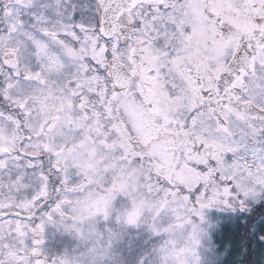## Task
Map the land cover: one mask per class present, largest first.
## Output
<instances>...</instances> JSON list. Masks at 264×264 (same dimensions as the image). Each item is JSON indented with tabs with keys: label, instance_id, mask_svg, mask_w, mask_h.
Here are the masks:
<instances>
[{
	"label": "snow or ice",
	"instance_id": "6c2138e0",
	"mask_svg": "<svg viewBox=\"0 0 264 264\" xmlns=\"http://www.w3.org/2000/svg\"><path fill=\"white\" fill-rule=\"evenodd\" d=\"M85 193L169 247L264 194V0H0V264Z\"/></svg>",
	"mask_w": 264,
	"mask_h": 264
},
{
	"label": "clouds",
	"instance_id": "9594fccd",
	"mask_svg": "<svg viewBox=\"0 0 264 264\" xmlns=\"http://www.w3.org/2000/svg\"><path fill=\"white\" fill-rule=\"evenodd\" d=\"M89 199V194L85 193L80 198V203L74 202L68 206L63 216H57L51 222L73 235L78 243L72 250L50 256L57 260V264L61 261L63 264H122L117 243L128 226L119 223L116 227H101L102 218L93 216L88 211L92 206ZM127 211L116 209L121 220L126 217ZM203 233L204 229L198 222L194 228L189 227L184 232L172 234L168 238L171 247L158 241L140 260L148 259L149 264H198V247ZM194 240H198L199 244H194Z\"/></svg>",
	"mask_w": 264,
	"mask_h": 264
},
{
	"label": "rangeland",
	"instance_id": "374dc122",
	"mask_svg": "<svg viewBox=\"0 0 264 264\" xmlns=\"http://www.w3.org/2000/svg\"><path fill=\"white\" fill-rule=\"evenodd\" d=\"M119 199V198H118ZM264 202V194L255 198H249L247 203ZM244 208H228L224 206L210 207L203 210L204 220L201 221V227L204 233L198 247V264H223L229 253H232L233 244L224 243L219 240V231L221 227L234 225L240 215L235 211ZM58 219V218H57ZM101 227H116L114 220L101 221ZM255 235L260 239L259 250L255 264H264V217L256 224ZM45 244L42 251L47 254H61L72 250L78 243L73 235L68 234L62 227L55 223H47L44 231ZM159 237L150 233L145 226L139 228L127 227L123 230L117 243V252L122 260V264H137L138 259L147 253L151 247L159 241ZM30 243V241H29ZM231 256V255H230ZM231 258L230 262H232Z\"/></svg>",
	"mask_w": 264,
	"mask_h": 264
},
{
	"label": "trees",
	"instance_id": "16d2710c",
	"mask_svg": "<svg viewBox=\"0 0 264 264\" xmlns=\"http://www.w3.org/2000/svg\"><path fill=\"white\" fill-rule=\"evenodd\" d=\"M235 211L240 218L232 226L228 224L221 227L218 233L222 245L233 244L232 253L228 254L226 263L223 264H255L260 244V239L255 235V228L257 222L264 217V202L244 210L237 208Z\"/></svg>",
	"mask_w": 264,
	"mask_h": 264
},
{
	"label": "flooded vegetation",
	"instance_id": "af4514ba",
	"mask_svg": "<svg viewBox=\"0 0 264 264\" xmlns=\"http://www.w3.org/2000/svg\"><path fill=\"white\" fill-rule=\"evenodd\" d=\"M79 15V14H78ZM259 205V203H257V204H253V203H246V205L245 206H258Z\"/></svg>",
	"mask_w": 264,
	"mask_h": 264
},
{
	"label": "water",
	"instance_id": "95a60500",
	"mask_svg": "<svg viewBox=\"0 0 264 264\" xmlns=\"http://www.w3.org/2000/svg\"><path fill=\"white\" fill-rule=\"evenodd\" d=\"M44 244V243H43ZM43 244L40 246L41 247V249H42V246H43Z\"/></svg>",
	"mask_w": 264,
	"mask_h": 264
}]
</instances>
